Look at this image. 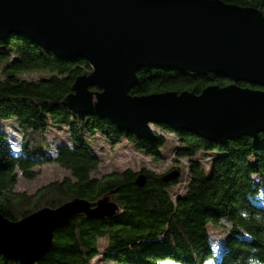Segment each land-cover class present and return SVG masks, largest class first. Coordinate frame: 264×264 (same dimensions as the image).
<instances>
[{
	"label": "trees",
	"instance_id": "16d2710c",
	"mask_svg": "<svg viewBox=\"0 0 264 264\" xmlns=\"http://www.w3.org/2000/svg\"><path fill=\"white\" fill-rule=\"evenodd\" d=\"M220 1L264 14V0ZM0 64V121H15L20 133L15 147L0 129V214L16 223L75 200L95 206L107 198L121 211L105 220L77 216L55 232L52 248L34 264H92L100 256L110 264H264V134L221 146L155 125L156 140L148 142L108 120L76 115L65 105L75 81L93 72L88 62L59 58L30 39L10 35L0 39ZM28 73L46 76L28 80L23 77ZM137 76L138 85L130 93L134 97L184 91L200 95L209 86L230 84L218 75L179 70L143 69ZM55 128H65L71 142L53 148L48 136ZM95 133L116 145L126 140L154 162L165 160L161 150L166 136L174 135L175 158L185 160L189 170L185 193L173 201L168 188L179 180L165 183V175L151 168L93 177L101 160L86 136ZM48 164L71 176L32 195L14 191L20 177L34 179V169ZM140 175L146 178L143 188L135 185ZM223 223L229 232L216 252L208 228ZM103 240L107 245L101 253ZM0 264L21 263L0 256Z\"/></svg>",
	"mask_w": 264,
	"mask_h": 264
},
{
	"label": "water",
	"instance_id": "95a60500",
	"mask_svg": "<svg viewBox=\"0 0 264 264\" xmlns=\"http://www.w3.org/2000/svg\"><path fill=\"white\" fill-rule=\"evenodd\" d=\"M10 35L89 63L93 72L79 77L65 100L76 115L108 120L148 142L156 140L155 125L221 146L264 134V14L257 9L220 0H0V39ZM143 69L213 74L230 84L200 95L131 96ZM179 177L175 171L162 181ZM145 184L140 175L135 185ZM120 214L109 198L95 206L75 200L16 223L0 214V256L34 264L52 248L55 232L77 216Z\"/></svg>",
	"mask_w": 264,
	"mask_h": 264
},
{
	"label": "rangeland",
	"instance_id": "374dc122",
	"mask_svg": "<svg viewBox=\"0 0 264 264\" xmlns=\"http://www.w3.org/2000/svg\"><path fill=\"white\" fill-rule=\"evenodd\" d=\"M45 76L46 74L39 73H28L23 75V77L28 80H37ZM1 77L2 65L0 64V78ZM0 129H3L8 133L9 138L15 147L19 145L20 133L18 131V125L15 121H0ZM158 132L159 131H157V133ZM174 137V135L166 136V139L168 140L167 145L161 150V153L164 156L165 160L154 162L151 158L137 152L132 146H130V144H128L126 140H123L116 145L104 138V136L100 133H95L89 136L87 135L86 140L90 143L93 153L97 155L101 160L100 168L97 172L93 173V177L100 178L105 175H110L114 172H123L128 169H131L136 173H141L142 169L144 168H151L155 170L157 174L166 176L175 171H178L176 170V168H180V177L178 179L179 182L177 183V185L168 188L173 201H176L177 197L182 196L185 193L189 170L185 160L178 161L175 158L174 152L177 144L174 140ZM48 138L50 140V143L53 145V148L61 143L64 144L67 142H71L72 140V137L70 136L69 132L65 130V128L52 129ZM15 151L18 152V149H16ZM53 153L54 150H51L50 154L53 155ZM199 158L204 159L203 154H199ZM205 164H208V162ZM206 168H209V166H206ZM34 172L37 174V177L34 179H27L25 177H20L18 179V183L14 189L16 193H27L29 195H32L42 187H45L57 181H63L64 179L71 176L70 172L60 168L55 164H48L37 167L34 169ZM227 227L228 225L226 223H223L219 227L209 225L208 229L210 233V243L214 251L216 252L222 250L224 246L225 239L227 238L229 232V229ZM106 245V241L103 240L100 242L101 253L104 252ZM92 264L110 263H107L104 258L100 256L94 259Z\"/></svg>",
	"mask_w": 264,
	"mask_h": 264
},
{
	"label": "clouds",
	"instance_id": "9594fccd",
	"mask_svg": "<svg viewBox=\"0 0 264 264\" xmlns=\"http://www.w3.org/2000/svg\"><path fill=\"white\" fill-rule=\"evenodd\" d=\"M251 264H259V261L253 260Z\"/></svg>",
	"mask_w": 264,
	"mask_h": 264
},
{
	"label": "bare ground",
	"instance_id": "6f19581e",
	"mask_svg": "<svg viewBox=\"0 0 264 264\" xmlns=\"http://www.w3.org/2000/svg\"><path fill=\"white\" fill-rule=\"evenodd\" d=\"M153 130H155V128L152 126Z\"/></svg>",
	"mask_w": 264,
	"mask_h": 264
}]
</instances>
